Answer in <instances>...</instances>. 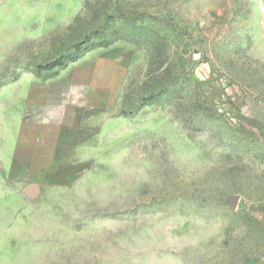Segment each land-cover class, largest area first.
I'll list each match as a JSON object with an SVG mask.
<instances>
[{
    "label": "rangeland",
    "instance_id": "1",
    "mask_svg": "<svg viewBox=\"0 0 264 264\" xmlns=\"http://www.w3.org/2000/svg\"><path fill=\"white\" fill-rule=\"evenodd\" d=\"M0 264H264V0H0Z\"/></svg>",
    "mask_w": 264,
    "mask_h": 264
},
{
    "label": "water",
    "instance_id": "2",
    "mask_svg": "<svg viewBox=\"0 0 264 264\" xmlns=\"http://www.w3.org/2000/svg\"><path fill=\"white\" fill-rule=\"evenodd\" d=\"M236 200H237V197L236 196H232L229 199V205H230L231 208H234L235 207Z\"/></svg>",
    "mask_w": 264,
    "mask_h": 264
}]
</instances>
